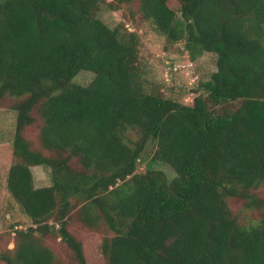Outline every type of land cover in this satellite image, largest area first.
<instances>
[{"label": "trees", "instance_id": "trees-1", "mask_svg": "<svg viewBox=\"0 0 264 264\" xmlns=\"http://www.w3.org/2000/svg\"><path fill=\"white\" fill-rule=\"evenodd\" d=\"M136 1L183 61L215 55L191 105L147 85L138 35L97 17L104 0H0V103L16 116L6 188L31 221L9 226L3 264H57L44 244L51 232L88 264L67 228L74 209L109 233L106 264H264V216L242 223L230 207L264 213V0ZM83 71L94 75L84 86L74 82ZM34 125L39 150L24 137ZM38 166L49 186L35 188Z\"/></svg>", "mask_w": 264, "mask_h": 264}, {"label": "rangeland", "instance_id": "rangeland-1", "mask_svg": "<svg viewBox=\"0 0 264 264\" xmlns=\"http://www.w3.org/2000/svg\"><path fill=\"white\" fill-rule=\"evenodd\" d=\"M110 1L104 0L102 2L97 17L110 28L121 25L128 32H134L138 35V67L141 69L147 85L150 88L158 89L164 96H171L184 104L191 105L195 96L198 95L196 91L198 82L207 79L215 71V55L204 54L193 63L183 61L180 54V45L166 44L164 37L157 34L154 28L137 13L136 0L120 6L117 11H113L107 5ZM170 7L177 14L180 13V4L177 1H171ZM93 77L92 73L83 71L75 77L74 82L83 86L88 85ZM10 106L11 101L8 98L0 103V253L14 246V240L8 229L10 225H17L20 229L31 226L30 219L23 213L6 188L8 170L14 162L12 137L15 131L16 116L10 110ZM237 107L238 103L226 104L215 108V111L220 114H229ZM128 136L134 139L133 133H128ZM24 137L33 150L40 149L38 127L36 125L26 128ZM153 149L154 146H147L146 152L137 162V172L145 171L146 163L151 157ZM161 169L169 178L173 176L168 168L161 167ZM31 171L35 188L46 187L51 184L50 171L47 168L42 166L32 167ZM259 194L264 195V187L261 188ZM230 207L242 223L257 220L264 216V213L254 210H243L242 202L238 200H232ZM50 224L53 223L50 222ZM67 228L76 239L82 242L88 264H106L99 253L101 238L109 235L105 228H102V233L89 229L78 218L76 209L69 216ZM55 229H58V226H55ZM44 244L53 251L57 264H75L72 253L56 233L51 232L47 235ZM0 264L3 263L0 261Z\"/></svg>", "mask_w": 264, "mask_h": 264}]
</instances>
